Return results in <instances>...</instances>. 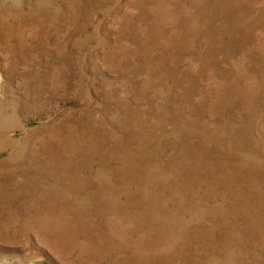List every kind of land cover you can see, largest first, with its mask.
Segmentation results:
<instances>
[{"label": "rangeland", "instance_id": "374dc122", "mask_svg": "<svg viewBox=\"0 0 264 264\" xmlns=\"http://www.w3.org/2000/svg\"><path fill=\"white\" fill-rule=\"evenodd\" d=\"M0 262L264 264V0H0Z\"/></svg>", "mask_w": 264, "mask_h": 264}, {"label": "water", "instance_id": "95a60500", "mask_svg": "<svg viewBox=\"0 0 264 264\" xmlns=\"http://www.w3.org/2000/svg\"><path fill=\"white\" fill-rule=\"evenodd\" d=\"M0 264H5V263H3V262H0Z\"/></svg>", "mask_w": 264, "mask_h": 264}]
</instances>
